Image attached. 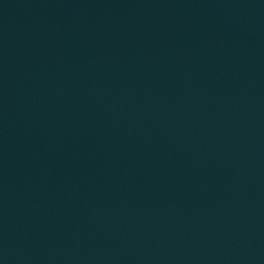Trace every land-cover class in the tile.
<instances>
[{"label":"water","instance_id":"water-1","mask_svg":"<svg viewBox=\"0 0 264 264\" xmlns=\"http://www.w3.org/2000/svg\"><path fill=\"white\" fill-rule=\"evenodd\" d=\"M0 264H264V0H0Z\"/></svg>","mask_w":264,"mask_h":264}]
</instances>
